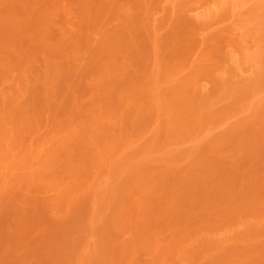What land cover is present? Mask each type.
I'll list each match as a JSON object with an SVG mask.
<instances>
[{
    "label": "rangeland",
    "instance_id": "rangeland-1",
    "mask_svg": "<svg viewBox=\"0 0 264 264\" xmlns=\"http://www.w3.org/2000/svg\"><path fill=\"white\" fill-rule=\"evenodd\" d=\"M0 264H264V0H0Z\"/></svg>",
    "mask_w": 264,
    "mask_h": 264
}]
</instances>
